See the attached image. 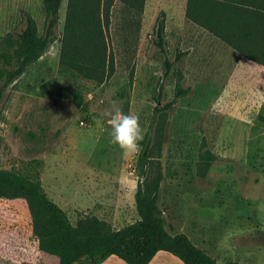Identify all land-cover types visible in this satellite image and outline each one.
<instances>
[{
    "label": "rangeland",
    "instance_id": "obj_1",
    "mask_svg": "<svg viewBox=\"0 0 264 264\" xmlns=\"http://www.w3.org/2000/svg\"><path fill=\"white\" fill-rule=\"evenodd\" d=\"M186 3L146 0L144 13L128 20L117 2L109 29L114 71L98 83L61 67L63 0L57 41L2 98L0 170L39 181L74 225L87 216L115 230L135 223L140 143L182 76L190 92L169 111L161 156L166 227L219 262L264 264V74L197 32ZM28 14L43 34V0H0V46L22 31ZM161 19L165 52L156 42ZM204 138L218 158L201 176ZM0 264L22 263L0 256Z\"/></svg>",
    "mask_w": 264,
    "mask_h": 264
},
{
    "label": "trees",
    "instance_id": "obj_2",
    "mask_svg": "<svg viewBox=\"0 0 264 264\" xmlns=\"http://www.w3.org/2000/svg\"><path fill=\"white\" fill-rule=\"evenodd\" d=\"M63 0H43L45 32L40 33L32 14L25 18L21 32L9 33L0 46V104L5 91L27 69L46 55L57 41ZM121 2L130 17L144 13L146 0H68L61 42V67L85 79L102 83L114 71L115 56L109 39L112 11ZM261 0H187L188 20L207 28L241 55L264 70V52L257 50ZM212 17L207 20V17ZM238 16L240 18H238ZM157 45L166 48V22L155 28ZM171 69L172 63L166 61ZM179 77L176 96L159 105L150 131L140 143L139 183L136 206L139 220L119 230L97 217L87 216L74 225L67 213L50 199L39 181L8 170H0V256L22 264H101L115 255L127 264H150L159 251H167L184 264H241L219 262L198 247L188 235L173 234L166 227L160 206L161 186L165 178L161 161L169 111L186 96ZM134 81L131 74L130 84ZM77 107L84 104L81 91L74 89ZM264 123V115H261ZM200 155L199 174L205 176L218 155L207 138Z\"/></svg>",
    "mask_w": 264,
    "mask_h": 264
},
{
    "label": "crops",
    "instance_id": "obj_3",
    "mask_svg": "<svg viewBox=\"0 0 264 264\" xmlns=\"http://www.w3.org/2000/svg\"><path fill=\"white\" fill-rule=\"evenodd\" d=\"M262 1V10H261V20L259 21L260 28L258 30L259 36L256 38V47L257 50L260 51V49L264 52V0ZM187 5V3H186ZM184 15L186 16V10L184 11ZM187 18V17H186ZM212 17H207V20H210ZM238 18H240L238 16ZM190 21V20H189ZM191 23L194 25L195 30L199 33H202L203 37H208L210 39L216 40L227 46L230 50L231 53L237 58V60H243L248 63H251L255 65L259 70L262 71L264 74V70L258 66L254 61L248 59L247 57L241 55L239 52H237L232 45L229 43L225 42L221 37L215 35L213 32L209 31L207 28L197 24L196 22L191 21ZM101 264H127L124 262L122 259L119 257L112 255L110 256L107 260H105ZM150 264H184L182 260H180L178 257L174 256L173 254L167 252V251H159L156 256L152 259Z\"/></svg>",
    "mask_w": 264,
    "mask_h": 264
}]
</instances>
